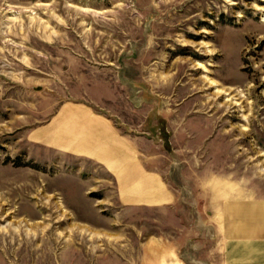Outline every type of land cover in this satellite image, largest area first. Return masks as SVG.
I'll use <instances>...</instances> for the list:
<instances>
[{"label": "rangeland", "instance_id": "374dc122", "mask_svg": "<svg viewBox=\"0 0 264 264\" xmlns=\"http://www.w3.org/2000/svg\"><path fill=\"white\" fill-rule=\"evenodd\" d=\"M263 20L264 0H0V264H150L156 239L207 264L186 238L201 183L264 197ZM68 108L107 118L177 203L118 199L56 139L82 132Z\"/></svg>", "mask_w": 264, "mask_h": 264}, {"label": "crops", "instance_id": "0c3cea01", "mask_svg": "<svg viewBox=\"0 0 264 264\" xmlns=\"http://www.w3.org/2000/svg\"><path fill=\"white\" fill-rule=\"evenodd\" d=\"M67 110L63 119L77 121L75 128L80 127L82 132L71 130L56 139L68 146L71 137L76 140L79 154L92 159L115 184L118 199L155 206L177 203L175 189L160 172L146 169L139 150L116 134L107 118L79 112L78 108ZM39 132L45 144V127ZM210 184L207 188V180L201 183L202 206L196 208L201 223L188 226L190 234L186 238L203 243L200 258L207 259V264H264V197L250 196L238 185L235 192H229L221 178ZM143 249L150 264H188L178 249L173 250L161 239Z\"/></svg>", "mask_w": 264, "mask_h": 264}, {"label": "bare ground", "instance_id": "6f19581e", "mask_svg": "<svg viewBox=\"0 0 264 264\" xmlns=\"http://www.w3.org/2000/svg\"><path fill=\"white\" fill-rule=\"evenodd\" d=\"M264 21V20H263Z\"/></svg>", "mask_w": 264, "mask_h": 264}]
</instances>
